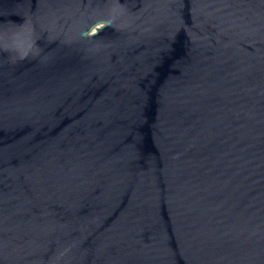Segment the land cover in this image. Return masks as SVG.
I'll return each instance as SVG.
<instances>
[{"label": "water", "instance_id": "1", "mask_svg": "<svg viewBox=\"0 0 264 264\" xmlns=\"http://www.w3.org/2000/svg\"><path fill=\"white\" fill-rule=\"evenodd\" d=\"M0 264H264V0H0Z\"/></svg>", "mask_w": 264, "mask_h": 264}]
</instances>
